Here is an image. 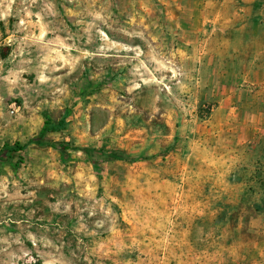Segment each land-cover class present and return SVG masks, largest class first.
Instances as JSON below:
<instances>
[{"label":"rangeland","instance_id":"374dc122","mask_svg":"<svg viewBox=\"0 0 264 264\" xmlns=\"http://www.w3.org/2000/svg\"><path fill=\"white\" fill-rule=\"evenodd\" d=\"M0 264H264V0H0Z\"/></svg>","mask_w":264,"mask_h":264},{"label":"trees","instance_id":"16d2710c","mask_svg":"<svg viewBox=\"0 0 264 264\" xmlns=\"http://www.w3.org/2000/svg\"><path fill=\"white\" fill-rule=\"evenodd\" d=\"M45 124H47V123H45ZM23 147H24V145H20L18 142H15L13 145H7L6 144L3 147V149L7 152H10V151L17 152V151L21 150Z\"/></svg>","mask_w":264,"mask_h":264}]
</instances>
